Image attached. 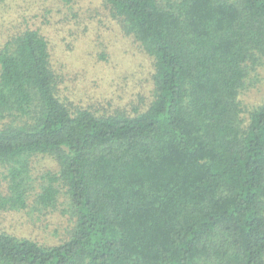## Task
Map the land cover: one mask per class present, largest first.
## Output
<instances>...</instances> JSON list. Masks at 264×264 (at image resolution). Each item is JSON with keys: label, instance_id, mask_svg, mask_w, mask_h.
I'll use <instances>...</instances> for the list:
<instances>
[{"label": "trees", "instance_id": "trees-1", "mask_svg": "<svg viewBox=\"0 0 264 264\" xmlns=\"http://www.w3.org/2000/svg\"><path fill=\"white\" fill-rule=\"evenodd\" d=\"M103 6L151 59L130 110L72 106L39 28L0 45V210L29 207L43 155L36 203L65 193L74 217L55 244L0 231V264H264V101L240 98L264 67V0Z\"/></svg>", "mask_w": 264, "mask_h": 264}, {"label": "rangeland", "instance_id": "rangeland-1", "mask_svg": "<svg viewBox=\"0 0 264 264\" xmlns=\"http://www.w3.org/2000/svg\"><path fill=\"white\" fill-rule=\"evenodd\" d=\"M103 1L0 0V45L13 26L39 28L48 37L52 63L62 74V96L73 102L72 106L108 114L132 109L148 94L151 59L106 13ZM259 72V81L255 85L248 82L240 96L246 109L264 101V67ZM56 168L49 156L32 159L29 207L25 211L0 210V231L46 244L58 243L68 235L67 229L74 224L69 195L61 193L56 205L46 210L34 195L41 177ZM6 173L0 167V195L7 192Z\"/></svg>", "mask_w": 264, "mask_h": 264}]
</instances>
